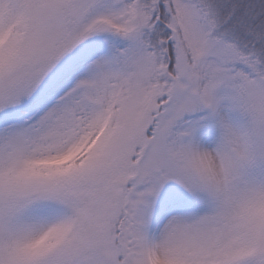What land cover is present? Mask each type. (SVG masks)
<instances>
[{
  "label": "snow or ice",
  "instance_id": "6c2138e0",
  "mask_svg": "<svg viewBox=\"0 0 264 264\" xmlns=\"http://www.w3.org/2000/svg\"><path fill=\"white\" fill-rule=\"evenodd\" d=\"M0 264H264V0H0Z\"/></svg>",
  "mask_w": 264,
  "mask_h": 264
}]
</instances>
